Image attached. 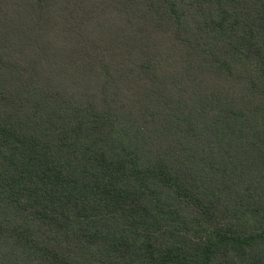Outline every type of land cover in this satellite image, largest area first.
Returning <instances> with one entry per match:
<instances>
[{
    "label": "trees",
    "instance_id": "obj_1",
    "mask_svg": "<svg viewBox=\"0 0 264 264\" xmlns=\"http://www.w3.org/2000/svg\"><path fill=\"white\" fill-rule=\"evenodd\" d=\"M0 264H264V0H0Z\"/></svg>",
    "mask_w": 264,
    "mask_h": 264
}]
</instances>
